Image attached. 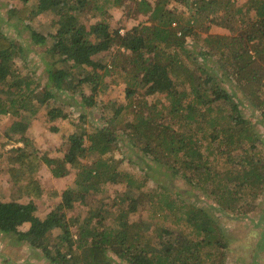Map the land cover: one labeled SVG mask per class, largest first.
Listing matches in <instances>:
<instances>
[{"label": "trees", "instance_id": "16d2710c", "mask_svg": "<svg viewBox=\"0 0 264 264\" xmlns=\"http://www.w3.org/2000/svg\"><path fill=\"white\" fill-rule=\"evenodd\" d=\"M122 1L105 2L121 5ZM90 2L14 0L6 11L7 18L16 17L29 28L28 38L33 45L42 46L38 52L49 81H60L58 89L70 90L73 95L79 91V101L72 98L81 102L82 110L73 124L74 131L68 135L69 150L62 159L39 155L34 149L27 150L30 121L55 95L38 79L32 78L34 73L23 49L0 29V122L7 117L3 130L6 141L13 143L12 153L6 156V170L10 181L18 187V196H22V202L0 198V233L40 249L51 264H202V248L213 244L224 247V241L215 233L220 227L204 208L192 206L187 210L185 221L191 227L190 237L160 227L154 238L147 231L148 224L129 220V214L138 209L137 203L143 201L141 197L123 192L116 207L107 202L86 201L88 195L106 191L103 189L105 182L117 183L125 178L102 158L118 139L112 123L120 107L101 125L92 122L83 109L97 106L94 93L103 74L110 73L107 68L103 74L99 72L100 62L94 57L116 45L120 58L130 60L134 77L138 79L131 82L129 88L125 87L126 97L134 95L137 85L142 83L147 94L163 93L168 99L165 115L152 104V115H137L135 123L127 124L134 140L141 144L140 150L150 156L162 151L164 155H178L167 165L172 176L180 175L200 184L201 189L208 190L207 194L217 201L226 197L234 201L244 190L254 192L264 183V158L257 148L260 136L254 124L243 116L238 93L220 85L217 75L220 73H210L207 60L209 57L216 59L222 76L228 70L226 76L238 86L242 103L249 102L259 109L264 121V0L238 3L237 12L245 17L248 15L247 20H241L245 26L238 34L220 36L212 34L211 29L200 43L194 40L193 29L181 27L177 35L176 28L172 27L176 18L171 8L166 7L165 0L136 1L133 9L142 12L144 19L136 24L125 20L123 33L113 30L102 13L97 14L99 18L93 13L97 19L84 22L81 15ZM101 9L95 7V10ZM47 10L53 11L55 18L50 23L51 31L44 33L35 29L33 22ZM210 27L211 24L207 25L205 30ZM191 42V49L197 55L191 63H182L179 54L190 47ZM182 53L187 59L189 52ZM114 65L118 66L115 62ZM121 71L127 73L124 68ZM212 74H216V78ZM89 88L90 93L87 92ZM40 89L41 94L38 93ZM224 104L230 109L226 114L228 123L226 118L221 123L211 116ZM48 105L47 121L70 116L60 107ZM166 115L169 121L165 122ZM204 123L210 127L209 132L205 131ZM203 139L209 142L204 144ZM19 142L22 145H16ZM239 149H242L240 153L231 154L232 150ZM204 150L208 152L205 154ZM216 154H226L229 164L237 165L238 169L220 176L222 171L213 165L211 158ZM238 156H241L239 160ZM153 160L157 162L158 158L154 156ZM44 163L53 176H74L69 187L60 194L40 183V168ZM158 165L150 169L157 170ZM46 195L60 197V200L41 218L35 211ZM162 195L159 191L153 193L155 198ZM77 201L90 208L83 216L80 213L67 215L65 210L72 209ZM224 202L231 208L228 201ZM175 206L173 198L170 201L166 197L162 199L161 207L172 209Z\"/></svg>", "mask_w": 264, "mask_h": 264}, {"label": "rangeland", "instance_id": "374dc122", "mask_svg": "<svg viewBox=\"0 0 264 264\" xmlns=\"http://www.w3.org/2000/svg\"><path fill=\"white\" fill-rule=\"evenodd\" d=\"M11 1L14 0H0V16H2V18L0 17V29L23 49L29 68L34 73L32 78L38 79L42 85H46L49 91L55 95L44 107L41 106L37 116L30 121V140H28L29 144H27L26 148L27 150H36L39 155L46 154L48 157L62 159L69 150L68 135L74 131L75 127L73 124L77 121V115L82 110V107L79 106L81 102H75L76 100L74 101L73 99L76 97L79 101V91L77 90L75 95H73L70 90L58 89L60 81L58 83L49 81L47 71L43 69L39 53L43 49L42 46L32 44L28 38L29 28L24 22L19 21L16 17L7 18L6 16V11ZM105 1L110 0H91L89 8H85L86 12L82 13L81 19L86 23H90L100 17L97 14L102 13V16L110 22L112 29H117L122 31V33L125 30L123 26L125 20L129 22L132 20V23L136 24L144 19L142 12H138V9H133V5L138 0H123L121 5H111ZM165 1L166 7L171 8L176 18V23L173 22L172 27L176 28L177 35H179L181 27L193 29L192 36L199 43L203 41L204 36L211 29L212 34L220 36L238 34L245 26L241 20H247L248 17V15L245 17L240 12H237L238 3L243 4L244 0ZM97 6L102 9L95 10ZM93 13L97 18L92 16ZM54 18V12L47 10L37 17L35 23L33 22V27L38 31L48 33L51 31L50 23ZM209 24H211V27L205 30V27ZM191 44L192 42L190 47H186L179 54L182 63H191L192 58L197 55V52L191 49ZM211 45L214 44L211 43ZM29 47L32 49L31 51L26 50ZM169 50L171 51L170 47ZM182 52H189L187 59L190 60H187ZM94 60L100 62V66L97 68L99 72L102 71L103 74L106 70L105 68H107L110 69V73L103 74L99 88L94 93L96 100H98L97 106L83 107V109L90 115L92 122L100 124L112 117L113 113L117 112L116 109L120 107V111L117 112L112 123V126H115L118 132V139L102 155V158L108 160L109 164L124 174L122 177L125 178L117 183L105 182L103 189L105 188L106 191L102 190L92 193L86 197V201H102L116 207V202L121 199L123 192L133 195L135 198L141 197L143 201L137 203L138 209L129 214V220H140L142 223L148 224L149 228L147 231L154 238L160 227H166L172 230L174 234L182 233L190 237L192 235L191 227L185 221V215L187 210L192 209V206L202 207L213 217V222L216 226L220 227V229L217 228L215 233L224 241L223 248L222 244H213L201 249L200 258L202 264H264V183L254 192L248 191V189L244 190V193L242 195L239 194L238 198L235 197L234 201L228 200L227 197L217 201L207 194L208 190H202L200 184L187 181L180 175L172 176L171 170L167 168V165L169 162L174 161L178 155L169 153L164 155V151L160 154L156 152L153 156L146 155L140 150L139 146L141 144L134 140L133 131L127 125L130 122L135 123L138 120L137 115L147 117L152 115V104H155L157 110H162L161 115H165L167 110L164 107L168 104V99L163 93L147 94L145 85L142 83L137 85V91L134 95L130 98L126 97L125 87L128 86L129 88L131 82L135 81L137 77H134L135 71H132L130 60L120 58L116 51V45L110 47L106 52L96 55ZM215 60V58L209 57L207 68L209 67L210 73H217V71L220 73V75H217L219 76L218 80H221L219 83L222 87L228 91L238 93L240 97V100H237L239 108L243 116L255 126L257 134L260 136L257 148L260 149L259 155L264 158V121L261 119L260 110L253 107L249 102L244 101L242 103L243 97L238 86L235 85L231 77L226 76L228 70L223 73L224 80L221 71L217 69V61ZM114 62L118 66H113ZM123 68L126 70V74L121 71ZM212 75H215L216 78V74ZM40 91L41 89L38 90L39 94H41ZM87 92L90 93V88ZM48 104L60 107L66 113H70V116L68 118L58 117L54 121H47L46 112L50 106ZM229 110V106L224 104L223 107H220L219 112L212 113L211 116L223 123ZM164 120L165 122L169 121V116L166 115ZM7 121V117H4L3 121L0 122V198L3 201L14 200L22 202V196H18V187L10 181L6 170V156L11 152L13 144L6 141L7 135L3 130ZM204 124L205 131L209 132L210 127L206 123ZM206 140L208 139H203L204 144L209 142V140L207 142ZM16 145H22V142L16 143ZM213 147H216V144ZM240 151L242 149L232 150L231 154L240 153ZM207 152V150H204L205 154ZM154 156L158 158L157 162L153 160ZM227 157L226 154L211 156L213 165H216L217 169L220 168L222 171L220 176L226 175L228 170L238 169L237 165L229 164L230 161L227 160ZM240 157H237L238 160ZM157 163L159 164L157 170H152L155 164L157 166ZM151 167L152 169H150ZM180 171L183 170L180 168ZM73 177L70 174L61 177L53 176L50 167L44 163L40 168L39 181L49 191L56 189L60 194L65 188L69 187ZM225 183H228V181H225ZM154 191L162 192L163 195L155 198L153 196ZM46 196L39 201L38 208L35 211V214L41 218L45 216L57 200H60V197L57 196L52 198L48 195ZM164 197L168 201L173 198L176 206L172 209L161 207ZM53 198L54 200H52ZM225 200L231 204V208L227 207ZM89 208L88 205L77 201L72 209L65 211L67 215L80 213V216H83ZM27 225L23 227L26 228ZM221 253L222 258L219 260V254ZM0 264L51 263L43 257L40 249L30 247L24 242L18 243L14 236L0 233ZM120 264L125 263L121 262Z\"/></svg>", "mask_w": 264, "mask_h": 264}, {"label": "built area", "instance_id": "2783aa9c", "mask_svg": "<svg viewBox=\"0 0 264 264\" xmlns=\"http://www.w3.org/2000/svg\"><path fill=\"white\" fill-rule=\"evenodd\" d=\"M122 33V31H120Z\"/></svg>", "mask_w": 264, "mask_h": 264}]
</instances>
